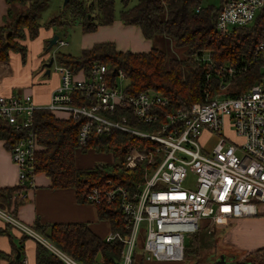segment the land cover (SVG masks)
Instances as JSON below:
<instances>
[{
	"label": "built area",
	"instance_id": "2783aa9c",
	"mask_svg": "<svg viewBox=\"0 0 264 264\" xmlns=\"http://www.w3.org/2000/svg\"><path fill=\"white\" fill-rule=\"evenodd\" d=\"M251 23L262 27L249 60L218 63L209 51L198 55L205 70L203 97L191 103L155 87L129 94L117 80L118 76L126 78L124 70L111 71L108 64L98 61L90 75L78 76L53 54L51 67L61 79L49 103L37 104L30 92L0 93V118L20 132L9 147L18 166L19 189L14 196L24 199L35 183L39 143L34 111L48 107L54 112L64 110L67 117L80 123V147L87 144L92 131L112 128L148 139L142 145L129 144L125 154V166L143 163L142 180L132 188L122 183L97 184L87 193L88 201L116 202L123 211L128 230H112L105 236L106 240L123 241L120 264H135L140 247L143 260H183L186 234L203 226L212 231L222 218L257 214L258 203L264 201V73L241 90L235 82L254 62L261 63L264 71V0H222L218 29L230 31L253 26ZM57 43L65 45L67 41L59 37ZM5 62L0 61V81ZM119 106L129 109L146 127L128 123L127 113L117 115ZM227 128L241 139L227 133ZM204 131L216 135L209 147L202 139ZM0 213L26 233L39 235L6 207L0 206ZM42 240L67 264H86Z\"/></svg>",
	"mask_w": 264,
	"mask_h": 264
},
{
	"label": "trees",
	"instance_id": "16d2710c",
	"mask_svg": "<svg viewBox=\"0 0 264 264\" xmlns=\"http://www.w3.org/2000/svg\"><path fill=\"white\" fill-rule=\"evenodd\" d=\"M6 1L10 4L8 17L11 19L8 21L6 18L5 24L0 25V61H9L12 52H20L25 59L28 50L25 41L38 36L42 26L40 16L48 0H27V3L26 0ZM129 1L122 0L125 8L120 11V17L124 23L138 25L146 38L167 36L175 45L185 47L184 55L168 54L157 46L149 51H123L117 49L112 41H102L83 48L79 55L57 52L54 54L55 59L68 66L73 74L81 76L90 75L96 61L108 64L111 71L122 68L127 78V93L134 94L147 87H155L167 95L182 97L191 103L202 100L203 97L205 70L198 60L199 54L209 51L213 60L218 63L249 60L261 36L262 26L258 23L235 27L230 31L218 29L219 7L204 6L202 0H137L133 6H128ZM16 2H25L26 8L16 9L13 6ZM199 5L201 8L197 10ZM64 7L70 8V17L58 22L54 16L47 23L48 27H66L78 21L84 32H90L101 24L112 23L115 19L114 0H68ZM263 73L261 63H252L246 72L238 76L235 82L237 89L249 87ZM122 113H127L128 123L146 127L145 122L136 119L129 109L119 106L116 114ZM33 126L39 143L35 160L36 171H45L51 177L53 186H74L79 200H87V193L93 185L122 183L132 188L143 179V163L128 167L117 158L126 154L129 144L142 145L148 142L146 136L120 128L101 133L92 131L87 144L80 147V123L74 122L69 116H59L48 107L35 109ZM19 136V130L0 118V138H4L9 147ZM89 149L111 152L116 160L96 161L90 166H78L77 152ZM17 189L18 185L0 186L1 207L9 208L12 202L17 205L21 201L14 196ZM96 206L99 217L110 222L111 231L128 230L119 204L102 202L96 203ZM31 226L59 248L86 264H120L123 241L118 238L106 240L87 222L42 223L37 219ZM198 232L199 230L190 233L194 235V240L192 248L185 244L184 259L194 252L199 255L201 246H198ZM142 254V251H136L135 264L140 260L144 263ZM259 254L264 256V245L250 250L246 258L250 256L258 261L263 257ZM0 255L4 253L0 251ZM259 257L261 258L258 259ZM201 259L200 255L195 264L201 262ZM10 264L20 262L15 259ZM37 264L67 263L54 250L38 241Z\"/></svg>",
	"mask_w": 264,
	"mask_h": 264
},
{
	"label": "crops",
	"instance_id": "0c3cea01",
	"mask_svg": "<svg viewBox=\"0 0 264 264\" xmlns=\"http://www.w3.org/2000/svg\"><path fill=\"white\" fill-rule=\"evenodd\" d=\"M9 6L10 4L6 0H0V25L5 23L6 18H8L7 20L11 19L8 17ZM13 6L16 9L26 8L25 2H16ZM53 29L54 27L44 28L42 33L40 32L42 39L46 37L49 40L54 35ZM28 41L32 42V39L25 42L29 44ZM102 41H112L117 49L123 51L142 52L149 51L153 47V39L146 38L138 25L124 23L120 15L119 19L115 16L112 23L101 24L94 31H83L80 49L91 47L95 43ZM40 51H43V46H41V50L34 52L36 60H34V63L32 62L31 69L30 66L27 68L21 60L14 63L11 61L4 63V75L0 81V93L22 94L30 92L37 104L44 105L49 103L51 94L60 83L61 77L52 67L50 73H46L45 62L50 59L53 53L51 54L47 51V53L39 54ZM33 69L36 71H33ZM27 71L28 74L26 75ZM20 85L23 86L17 90L16 87ZM55 113L59 116H67V112L64 110H57ZM91 150L93 149L87 151L79 150L81 151V157L86 159V162L82 159L83 163H79L76 155L78 166H90L96 161L114 160V158L106 160L90 159L89 151ZM84 153L87 156H84ZM98 153H102V151ZM109 153L111 156L112 153ZM34 181V185L26 190L27 194L24 199L17 205L12 202L9 208L6 207L7 210L13 212L26 224L32 225L37 219L42 223L84 221L102 237L111 232L110 222L105 218L99 217L96 204L88 200H79L74 186H53L51 177L43 170L35 173ZM17 183L18 166L12 159L10 148L5 143V139L0 138V186H15ZM263 213L264 210L259 209L258 213L254 215L222 218L216 221L215 228L212 231L207 226H203L198 230L214 231L213 237L221 245L227 246L229 250L238 251L243 249V251H250L264 245V224H261L264 222ZM206 221L208 220L205 219L204 222ZM258 226L260 227L256 228ZM42 237L49 240L40 233L39 235L26 233L21 227L8 221L0 213V251L4 253V255H0V264H10V261L15 259L20 264H37L38 241H42L50 247L42 240ZM18 252H20L19 256H17Z\"/></svg>",
	"mask_w": 264,
	"mask_h": 264
},
{
	"label": "rangeland",
	"instance_id": "374dc122",
	"mask_svg": "<svg viewBox=\"0 0 264 264\" xmlns=\"http://www.w3.org/2000/svg\"><path fill=\"white\" fill-rule=\"evenodd\" d=\"M89 1H94V0H89ZM136 2H137V0H130L128 6H133ZM202 4L204 6L213 5L215 7H220V5L222 4V0H202ZM114 7H115L114 14L119 19L120 11L123 8H125V5L122 2V0H114ZM69 9L70 8L64 7V0H48V4L43 9L41 16H40V21H41L42 26L40 27L39 34L36 37V39L35 38L32 39V42L28 41L29 44H27L28 50H27V55H26L25 59L23 58V56L20 52H12V53H10L9 61L14 63L15 61L18 62L19 60H21V62L23 64H25L27 68L30 66V69H31L32 62L34 63L35 62L34 60H36V57H34V52L36 53V51L41 50V46H43V51H40L39 54H41V53L44 54V53H47V51H48V53H51V54L52 53L55 54L57 52H62V53L71 54V55H79L82 51V49H80V43H81V36L83 33V29H82L81 24L78 21H76L75 23H72L66 27L54 26V29H53L54 34L58 33L60 37L65 39L67 41V44H65V45H59L58 43H56L50 49L49 48L47 49L48 39H46V37H43V39H42V35H40V32L42 33V30H44V28H50L47 26V23L54 16H55L56 21H58V22H61V20H63V19L69 18L70 17V10ZM251 25H253V23H251ZM27 40H29V39H27ZM153 46H157V47H160V48L166 50L168 52V54L176 53L179 56L184 55L185 47H183L181 45L180 46L175 45L173 40H171L170 38H168L165 35L155 36L153 38ZM33 71H36V70L33 69ZM27 74H28V71L26 72V75ZM117 80L119 81V83L121 82L124 85L127 84V78L118 76ZM22 86L23 85L17 86L16 87L17 90L20 89ZM226 130H227V133L232 135L238 141L241 139L239 136H236V135L234 136L233 132L229 128H227ZM202 139L205 143V146L209 147L215 141L216 135L213 133L210 134L208 131H204L203 135H202ZM89 152H90V159L95 158V160H101V159L106 160V159L114 158V160H116V157H113L112 155L110 156V153L106 152V151H102V153H98L99 151L91 150ZM96 153H98V154H96ZM83 155L87 156V155H85V153ZM95 155H96V157H94ZM82 159H84V158L81 157V151H78L77 152V161L79 163H83ZM117 159L119 161H122L123 164L125 165V155L122 158H117ZM84 160L86 162V159H84ZM192 175H193V173L191 172L190 176H192ZM186 184L190 185L191 182L187 181ZM258 206H259L260 210H264V201L259 202ZM263 215H264V213H263ZM261 224H264V222ZM259 227L260 226H258L256 228H259ZM213 232H208L206 229L199 230V232H198V234H199V243L198 244L199 245L198 246H201L199 255L196 254L195 252L193 254L190 252L191 253L190 256L186 257L183 260H159V261H152L151 262V261H147V259H145L143 264H195V262H197V260H196L197 257H199L200 255H201L202 259H201V262H199L198 264H211V262H210L211 257L219 256L223 252H225V254H231V251H230L231 249L229 250V248L227 246L221 245L219 243V241L215 237H213V234H214ZM193 240H194L193 234H190V233L186 234V244L190 248H192ZM139 249H141V247ZM232 249H237V248H232ZM234 251H236V254H238L240 258H246V256H244V255H246L249 252V251H243V249L238 250V251L234 250ZM259 255H261V254H259ZM262 256L263 255H261V257ZM261 257H259L258 259H260ZM258 261L259 262L256 264H264V256ZM225 264H232V262L227 261V262H225Z\"/></svg>",
	"mask_w": 264,
	"mask_h": 264
},
{
	"label": "flooded vegetation",
	"instance_id": "af4514ba",
	"mask_svg": "<svg viewBox=\"0 0 264 264\" xmlns=\"http://www.w3.org/2000/svg\"><path fill=\"white\" fill-rule=\"evenodd\" d=\"M231 251V254H225V252L221 253L219 256L211 257V264H225L227 261H231L232 264H256L259 261L251 258L250 256L247 258H240L236 252ZM246 256V255H244Z\"/></svg>",
	"mask_w": 264,
	"mask_h": 264
},
{
	"label": "water",
	"instance_id": "95a60500",
	"mask_svg": "<svg viewBox=\"0 0 264 264\" xmlns=\"http://www.w3.org/2000/svg\"><path fill=\"white\" fill-rule=\"evenodd\" d=\"M68 0H64V4L67 2ZM59 34L55 33L50 39H49V48H51L54 44L57 43V40L59 38ZM54 62V56L52 55L50 57V59L48 61L45 62V66H46V73L49 74L50 70H51V66ZM20 255V252H18L17 256Z\"/></svg>",
	"mask_w": 264,
	"mask_h": 264
}]
</instances>
